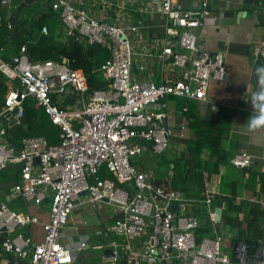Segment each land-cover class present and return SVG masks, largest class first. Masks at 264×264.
I'll return each mask as SVG.
<instances>
[{
	"label": "built area",
	"instance_id": "obj_1",
	"mask_svg": "<svg viewBox=\"0 0 264 264\" xmlns=\"http://www.w3.org/2000/svg\"><path fill=\"white\" fill-rule=\"evenodd\" d=\"M1 1L17 8L12 0ZM148 1L158 7L163 34L144 49L138 48L142 20L117 22L106 14L94 15L71 0L52 1L67 36L99 43L110 51L103 65V75L110 81L105 90L89 93L86 73L71 66L67 58L31 60L26 46L11 62L0 54V71L15 82H11L0 111V172L17 166L20 174L12 188L34 205L48 198L51 201L49 217L42 219L0 200V258L5 264L22 260L29 264L72 263V248L62 241L63 227L79 204L97 207L104 202L117 210L107 231L122 239L114 241L113 254L107 257L111 264L119 261V248L130 264H264V237L255 247L237 241L233 257L223 252V236L217 229L214 237L198 242L196 231L201 220L192 210L193 201L169 182L157 184L153 175L141 171L134 162L148 144L157 154L170 147L166 114L149 110V105L169 96L205 101L211 82L228 76L224 52L199 48L197 29L210 13L207 0L200 8L185 7L178 0ZM106 4L110 7V2L103 0V6L109 8ZM42 31L47 34V26ZM251 51L264 59V43L254 45ZM142 56L159 59L160 80L139 75L146 69L138 63ZM28 97L60 128L61 142L50 144L45 136H29L18 148L9 141L1 119L17 107L8 124H20ZM252 158L242 151L232 157L231 164L249 168ZM101 168L114 178H101ZM204 202L215 225L210 194ZM32 224L41 226V240L21 230ZM145 235L144 245L136 247L133 239ZM86 246L87 240L79 245Z\"/></svg>",
	"mask_w": 264,
	"mask_h": 264
},
{
	"label": "crops",
	"instance_id": "obj_2",
	"mask_svg": "<svg viewBox=\"0 0 264 264\" xmlns=\"http://www.w3.org/2000/svg\"><path fill=\"white\" fill-rule=\"evenodd\" d=\"M71 1L89 8L94 15L106 14L113 21L127 23L128 20L131 22L142 20L144 26L141 29L142 42L139 49H144L149 45L153 46L156 37L163 34L162 16L158 12V7L150 4L148 0H108L110 7L106 5L109 8L103 6V0ZM178 1L188 8H200L204 0ZM207 1L210 13L204 24L197 29L199 48L206 52L222 51L225 53L227 79L213 80L208 90V99L205 101L169 96L164 101L149 105L147 107L149 110L165 112L164 125L171 131L170 147L162 154H157L151 144H148L146 149L134 159V162L141 171L153 175L157 184L169 182L173 186V159L187 150L191 141L197 137V130L190 124L188 118L189 112L193 110L199 119L213 123L211 130L214 132V141L212 144L220 150L221 157L216 155L212 159L214 161L218 157L223 160L219 161L217 172L204 171L203 174L200 173V169H196L194 163H191L189 167L192 174L191 183L200 181L203 187L202 195H211L220 192L222 178L226 176L236 182L238 202L249 200L264 205V185L260 179H256L255 188L247 186L249 169L264 173V128L250 131L246 126L247 119L251 115L249 101L257 89L255 69L264 65V59L256 58L251 51L254 45L264 43V0ZM40 2L44 8L51 7L52 4V1L47 0ZM21 14L24 17L29 16L23 11ZM0 48L2 55L5 50L2 46ZM138 63L146 66V69L139 74L141 77H152L155 80L162 78L159 59L155 56H142ZM6 81L11 86V81L8 79ZM212 149L208 146L203 149L204 160L210 157ZM242 151L249 152L253 157L252 166L249 168L231 164L232 157ZM9 180L4 174H0V196L11 190L18 178L16 182ZM193 191L196 192V190ZM20 198L25 204V211L36 214L42 219H48L51 208L49 198L41 205L26 202L21 195ZM192 201L193 212L198 205L205 204L203 200L198 201L196 198ZM218 207L222 208L221 219L217 221L220 223L217 225V231L223 236L222 250L226 255L233 257L236 236H240L241 229L238 226L230 227L224 224V205L216 206L215 212ZM116 216V208L108 202L97 207L90 203L76 206L69 222L62 230V241L69 245L73 252V261L70 264H111L107 258L111 254H105L104 250L112 247L115 240L122 241L119 236L107 231V225L113 222ZM236 216L242 222V227L246 232L240 240L248 242L262 240L259 236H254L257 234L255 227L259 223L255 217L245 212H240ZM251 223L252 228L250 229L249 224ZM21 230L32 235L36 241L43 237V230L39 224L22 227ZM84 240H87V246L80 248L79 245ZM146 240L147 235L134 238L133 243L140 248ZM0 264H5L3 258H0ZM115 264L130 263L124 255V257H119V261Z\"/></svg>",
	"mask_w": 264,
	"mask_h": 264
},
{
	"label": "trees",
	"instance_id": "obj_3",
	"mask_svg": "<svg viewBox=\"0 0 264 264\" xmlns=\"http://www.w3.org/2000/svg\"><path fill=\"white\" fill-rule=\"evenodd\" d=\"M22 1L12 0V5L18 6ZM40 1L37 0L24 7L22 11L29 16L18 20L11 39L7 41L6 38L10 30L8 15L14 12V9L4 6L0 0V46L4 47L5 50L2 58L11 62L13 56L20 52L22 46H26L27 54L31 60L54 59L62 61L67 58L70 60L71 66L81 68L86 73L90 85L89 93L107 89L110 81L103 75V65L110 57V51L99 43H89L86 40H78L76 36H67L64 29L62 30L63 24L60 13L50 6L42 7ZM44 26L48 28L47 34L42 31ZM6 79L0 71V111L5 105V96L8 90ZM23 106L24 116L20 124L9 125L5 123L10 142L18 148H21L22 140L29 136H45L50 144L61 142L60 128L53 123L44 109L35 106L33 98L28 97L24 100ZM188 118L190 124L197 130V137L191 141L187 150L173 159L172 184L174 188L182 190L189 199L196 198L198 201H204L206 195H202L203 187H201L200 181L191 183L192 174L189 167L191 163H194L196 169L201 170V174L204 171L213 173L217 172L219 161L223 159L218 157L217 160L213 161L212 159L216 155L221 157L220 150H217L215 144H212L214 141V132L211 130L213 123L199 119L193 110L189 112ZM207 146L213 149L210 157L204 160L202 152ZM248 172V187L255 188L257 178L264 185V173H259L253 169H249ZM0 174H4L5 178L16 182L20 169L10 166ZM99 176L101 178H114L113 174L106 168L99 170ZM222 205H224V224L230 227L238 226L241 229V234L236 236L235 242L239 241L242 235H246L242 222L236 216L240 212L251 214L259 221L255 227L257 234L254 236H259L261 239L264 237V205L249 200L238 202L236 182L226 176L222 178L220 192L211 194V210ZM195 213L199 215L201 220V226L196 231V240L200 242L204 237H214L215 229H218L217 225L220 223L213 224L207 205H198ZM249 226L251 229L252 223ZM248 243L255 247L258 242L249 241ZM19 264H29V262L22 260Z\"/></svg>",
	"mask_w": 264,
	"mask_h": 264
},
{
	"label": "clouds",
	"instance_id": "obj_4",
	"mask_svg": "<svg viewBox=\"0 0 264 264\" xmlns=\"http://www.w3.org/2000/svg\"><path fill=\"white\" fill-rule=\"evenodd\" d=\"M255 75L257 77V89L249 101L251 115L246 122L250 131L264 128V65L255 69Z\"/></svg>",
	"mask_w": 264,
	"mask_h": 264
},
{
	"label": "water",
	"instance_id": "obj_5",
	"mask_svg": "<svg viewBox=\"0 0 264 264\" xmlns=\"http://www.w3.org/2000/svg\"><path fill=\"white\" fill-rule=\"evenodd\" d=\"M35 1L37 0H23L20 5L17 6V8L14 10V12H12L8 19H9V23H10V30H9V33H8V36H7V40H10L11 36H12V32L18 22V20L20 18H24V16L21 14L22 13V10L24 9L25 6L29 5V4H32L34 3ZM250 1V0H248ZM30 27V24L28 25ZM18 111V108H14L12 111H10L5 117H2V121L4 123H8V121L12 118V116ZM39 158H36L35 162L36 163H39ZM33 203V202H31ZM221 215H222V208L221 207H218L216 208V215H215V219L217 221H220L221 219ZM105 254H113V247H109L107 249L104 250ZM118 257H124V252L122 251V249H118Z\"/></svg>",
	"mask_w": 264,
	"mask_h": 264
},
{
	"label": "rangeland",
	"instance_id": "obj_6",
	"mask_svg": "<svg viewBox=\"0 0 264 264\" xmlns=\"http://www.w3.org/2000/svg\"><path fill=\"white\" fill-rule=\"evenodd\" d=\"M4 77H6V76L4 75ZM11 82H12V84L15 83L14 81H11ZM7 85H8V90H7V93H8L9 88H10V86H9L10 83L8 81H7ZM7 93H6V95H7ZM0 200L6 201L7 204L13 209L25 211L24 210L25 204H23V201L20 198V193L16 189L12 188L11 190H8V192L5 193V195L0 196Z\"/></svg>",
	"mask_w": 264,
	"mask_h": 264
}]
</instances>
